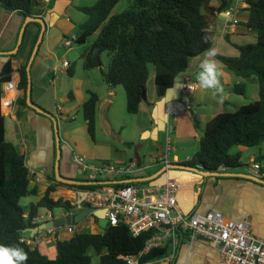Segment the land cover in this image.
I'll list each match as a JSON object with an SVG mask.
<instances>
[{"label":"trees","instance_id":"obj_1","mask_svg":"<svg viewBox=\"0 0 264 264\" xmlns=\"http://www.w3.org/2000/svg\"><path fill=\"white\" fill-rule=\"evenodd\" d=\"M120 1L97 0L94 6L81 8L89 16V21L82 26L77 44H85L89 37L97 34L84 53V69L90 71L101 68L102 56L108 52L110 63L105 73L106 81L125 88L127 111L137 114L147 102L144 94L147 92L150 66L156 68L157 95L163 98L174 87L177 76L187 68V59L211 46L203 42L202 37H216L212 24L218 13L231 6V0H135L129 10L112 15ZM0 3L4 9L17 12L25 19L42 12V0H0ZM243 3L240 12L248 13L249 16L241 24L256 34L257 40L254 44L238 45L233 44L227 36V41L240 54H218L217 59L238 77H256L259 99L241 106L236 112H222L209 120L199 149L183 165H201L211 172L219 171L224 166L226 171H230L244 166L241 152L231 153V149L236 146L255 147L264 143V0H244ZM52 6L53 2L48 5L49 8ZM28 62L19 69L21 82L17 105L31 109L27 104ZM68 71L71 75L72 69ZM13 72L12 61H8L0 73V244L23 248L29 257L26 264H93L90 251L99 257L100 264H127L120 257L138 255L153 231H145L135 237L123 223L115 227L109 225L97 234L81 231L55 245V258H51L40 246L31 247L22 242L24 231L37 226L33 220L41 210L72 208L69 201L51 197L58 187L95 190L100 186L56 183L48 188L36 204L28 208L21 205L23 198L37 196L39 189L33 185L34 176L26 164L25 153L6 139L7 117L1 109L2 85L11 80ZM235 91L244 93V84L235 86ZM99 102V95L89 91V98L83 106L88 132L93 139L97 131ZM257 161H264V155ZM26 214L28 217H25ZM184 240L181 236L178 246ZM167 255L168 247L154 249L141 261L151 262Z\"/></svg>","mask_w":264,"mask_h":264},{"label":"crops","instance_id":"obj_2","mask_svg":"<svg viewBox=\"0 0 264 264\" xmlns=\"http://www.w3.org/2000/svg\"><path fill=\"white\" fill-rule=\"evenodd\" d=\"M96 0H44L40 9L44 11V20L47 30L44 33L43 41L38 49L35 60L31 68L32 76V100L33 102L56 116L61 130V157L59 161L60 173L62 176L83 180L84 175L81 169L72 161V152L75 151L85 156L91 163L95 161H114V145L110 142H103L97 139V131L93 139L88 132L87 120L85 117L80 123L71 125L72 128H65L75 119L74 116L83 111L84 103L89 98V91L95 92L100 97L97 108V120H100V129L104 130L107 138L115 140L119 145L128 144L124 134L127 129H135V142H132L133 157L128 155L129 149L123 147L121 155H118L119 164H126L135 161L142 168L132 178H146L158 171L164 165H159L157 171L144 170L147 166V158L144 151L148 143H157L161 134L170 130L176 135L178 143L186 144L193 139V147L201 140L205 129L185 128L180 122V116L174 117L173 123L167 114L166 107L171 101L181 100L182 89L187 80L197 81L191 73L177 76L175 85L163 98L149 100L143 105L136 117L134 125L132 118H124L121 121L114 120L116 87H112L105 79L94 75L95 71L83 69V55L86 47L73 49L64 46L65 39L73 35H79L81 28L89 21V16L81 8L94 6ZM53 2L52 8L48 5ZM47 6V7H45ZM227 10V9H226ZM225 11V10H224ZM217 14L212 24V29L216 32L215 46L218 54L226 56H238L239 50L234 48L227 41V36L233 44L244 45L250 41H256V34L250 32L241 23L248 20V13L240 12V24L231 26L228 24L223 12ZM25 17L17 12L4 9L0 3V53L14 51L19 40L21 29L25 22ZM41 26L37 23H29L26 26L22 44L18 53L14 55L0 54V73L8 61H12L14 72H19L21 66L25 65L36 45ZM84 49V50H83ZM87 50V49H86ZM70 56V59L68 57ZM218 67L222 64L217 59ZM72 69L69 74L68 69ZM221 69V67H219ZM96 70V69H95ZM222 70V69H221ZM223 72V71H222ZM223 79L227 82V74L223 72ZM259 95V94H258ZM20 96V93H19ZM204 89L198 88L188 97L192 107L206 101ZM148 101V99H147ZM218 103H216L217 105ZM60 105L61 110L57 107ZM20 112V117L18 116ZM112 114V115H111ZM187 112H184L186 116ZM214 116L209 118L211 120ZM6 119V139L16 145L26 155V164L34 176L33 185L39 189L37 202L44 196L48 188L55 184V165L57 159L56 139L53 122L32 109L16 107L14 117ZM131 122V123H130ZM133 125V126H132ZM98 127V123H97ZM202 133V134H199ZM170 134V135H171ZM27 140V148L23 147V141ZM264 144V143H263ZM263 144L255 147H247L245 152H241L243 158L250 160L244 165L259 162L264 168V161H257L264 155ZM191 146V147H192ZM119 149H116L118 151ZM115 151V152H116ZM154 155L150 157L153 162ZM192 158L186 156L179 161L188 162ZM177 160V161H178ZM172 163L171 164H182ZM47 169L46 178L41 183L37 182L35 174ZM181 170V169H178ZM226 172H235L233 170ZM245 174L242 170L241 172ZM167 176L181 182V190L178 194V205L180 210L189 215L194 212L206 214L210 211H218L232 220L248 221L255 235L264 238V185L248 179L238 177H205L199 173L181 170H168L158 179L150 182H138L141 185L162 184ZM66 185V184H65ZM68 187H58L57 194H66ZM36 204V203H35ZM27 215V214H26ZM177 249V254L173 264H218V251L204 241H189L185 238ZM44 252L50 251V246H41ZM172 264V263H171Z\"/></svg>","mask_w":264,"mask_h":264},{"label":"built area","instance_id":"obj_3","mask_svg":"<svg viewBox=\"0 0 264 264\" xmlns=\"http://www.w3.org/2000/svg\"><path fill=\"white\" fill-rule=\"evenodd\" d=\"M244 0H231V6L223 12L228 24L237 26L240 24L239 13L243 8ZM42 2L46 5L44 0ZM46 7V6H45ZM44 16V13L38 15ZM78 39L74 35L65 39L64 46L69 48ZM21 74L14 72L10 81L3 83V97L1 100L2 113L6 117H14L19 98V84ZM198 84L186 81L182 89L181 100L171 101L167 104L166 111L169 116L177 117L182 112L193 109L188 97L196 91ZM60 111V105L57 107ZM171 131H167L170 140ZM23 147L27 148V140L23 141ZM170 147L167 153L153 158V163L143 169L149 170L154 165L168 166ZM73 163L81 169L84 178L89 182L116 181L135 176L142 168L137 162L115 165L111 163H91L85 156L73 151ZM157 163V164H154ZM202 169L203 166L197 165ZM245 174L264 180V168L259 162L246 164L242 167ZM220 172L226 168L221 166ZM47 169L35 174L37 182L41 183L46 178ZM103 184L95 190H81L75 187L67 188L65 195L54 194L55 199L62 198L69 201L72 208L65 210V217L76 215L87 207L104 209L109 225L115 227L123 223L130 232L138 237L145 231H153L147 240L144 249L134 256L120 257L127 264H171L175 259L180 237L193 242L204 241L212 245L219 254L218 264H264V238L254 234L248 221L232 220L218 211H210L206 214L194 212L183 213L178 205V194L181 190V182L167 176L162 184H150L143 186L139 183ZM55 217L50 212L39 216L36 222L52 220ZM93 219L95 227L98 226L92 215L80 224L65 225L63 227L50 228L42 231L33 238H23L22 242L30 246L55 245L60 241L69 239L78 230ZM96 224V225H95ZM88 225V224H87ZM99 227V226H98ZM96 233V232H94ZM68 236V238H66ZM169 248V255L151 262H142L143 256L154 249Z\"/></svg>","mask_w":264,"mask_h":264},{"label":"rangeland","instance_id":"obj_4","mask_svg":"<svg viewBox=\"0 0 264 264\" xmlns=\"http://www.w3.org/2000/svg\"><path fill=\"white\" fill-rule=\"evenodd\" d=\"M97 0L95 1L94 5L96 4ZM135 0H121L113 9L112 11V15L115 14H120L126 10H129L133 4H134ZM97 34L89 37L86 41L85 44H77L75 43L73 45V49H79V48H83L86 47L85 50L83 52L86 51V49L93 43V41L96 39ZM256 41H250L249 44H254ZM69 60L70 56L68 57ZM83 65H84V55H83ZM102 67L101 68H97L96 70L94 69V75L100 77V79H105V73L107 72L108 68H109V63H110V54L108 52L104 53L102 56ZM221 67V71H223L225 74H227V82H225L226 80L223 79V77H221V83L223 85V99L220 98V95H218L215 90L213 89H204L205 93H206V101L201 102L200 104H194V109H192L191 111H189L186 116L184 115V112H182L178 117L180 118V122L182 124H184L185 128H190L192 127V129H205L206 128V124H207V120L209 118H211L212 116H216L219 113L222 112H236L241 106L249 104L251 102H255L256 100L259 99V95H258V91H259V84L256 80V77L253 79H245V78H241L238 77L235 73H233L232 71L228 70L227 68H225V66L223 64H220ZM84 69V66H83ZM155 75H156V68L154 65L150 66V75H149V80L147 81V99L148 101L145 102L143 105H146V103H149V100L152 99H156L158 97L157 95V90H156V86H155ZM238 84H244L245 86V92L244 93H238L237 91H235V86H237ZM112 87H116L117 89V93L115 95V112H114V120H119L121 121L124 118H132V122L134 125L135 119L136 117H138V115L136 114H129L127 111V97H126V91L125 88L122 85H118V86H114L112 85ZM216 103H218L216 105ZM142 105V106H143ZM112 115V114H111ZM75 119L71 120L69 119V121L67 122H71L69 124L66 125V129L67 128H72L71 125L76 124V123H80L83 121L84 118V114L83 111H80L79 113H77L74 116ZM8 119V123L9 125H11V121L9 118ZM100 118L98 117L97 123H98V127H97V139L101 140L103 142H107L110 141L113 145H114V153H115V159L114 161H109V160H103V161H95V164H103V163H111V164H115V165H120L118 162V155H121V149L123 151V147H126L127 149H129V153L128 155L130 156V158L133 157V152L130 148H132L133 145L132 142H135V129H127V131L125 132L124 136L125 138H127L128 140V144H124V145H119L115 140H111L110 138H107L106 135L104 134V130L100 129ZM174 117L170 116V121L171 123H173ZM131 123V122H130ZM132 125V126H133ZM59 130H60V126H59ZM202 133H204L202 131ZM199 132V134H202ZM60 137H61V130H60ZM193 139H190L189 141H187V145L183 144L181 145L180 143H178V140L176 139V135L175 134H171L170 135V140L168 139L167 135L165 132H163L161 134L160 140L157 143H148L147 148L145 149V153L144 155L147 158V164H152L153 162H150V157L154 156V155H158V154H166L167 153V146L170 147V151L168 153V160L172 163H183L184 161H179L178 159H185L186 156H190L191 158L194 157L195 153L197 152V150L199 149V142L196 144L195 147H193ZM192 144V145H191ZM192 146V147H191ZM264 147V144H263ZM116 149H119L118 151H116ZM248 148L247 147H243V146H236L233 149H231V153H237V152H245ZM116 151V152H115ZM158 157V156H155ZM153 157V158H155ZM178 160V161H177ZM250 160V158L245 159L243 158L242 162L246 163ZM122 164V163H121ZM157 164V163H154ZM160 168L159 165H154L153 167L150 168V172L151 171H158ZM243 169L242 167L240 168H235L233 169V171L235 172H241ZM174 171H181L178 169H172L171 172ZM143 186H146V184H144ZM60 194L63 193V191L59 190ZM64 195V194H62ZM21 205L28 208L30 207L31 204H35L37 203V196L35 195H31L28 196L26 198H23L21 200ZM41 213L46 214L45 210H42ZM53 216L54 217H61L64 213L65 210L64 208H55L53 211ZM94 221L93 219H91V221H89L84 227H82L80 230H78V232L81 231H89V232H96V233H100L101 229L97 226L95 227L94 224H92ZM96 225V224H95ZM31 237V234L29 235ZM73 235L69 236L72 237ZM68 238V236L66 237ZM44 246V245H41ZM51 258H55L56 256V250H55V245L50 246V251L47 253ZM90 254L93 255V264H100V259L99 257L94 254L93 251H90Z\"/></svg>","mask_w":264,"mask_h":264},{"label":"water","instance_id":"obj_5","mask_svg":"<svg viewBox=\"0 0 264 264\" xmlns=\"http://www.w3.org/2000/svg\"><path fill=\"white\" fill-rule=\"evenodd\" d=\"M29 23H37L41 26V31L38 37V41L35 45L34 51L29 59L28 65H27V73H28V90H27V104L28 106L33 109L34 111H36L37 113L48 117L49 119H51V121L53 122V128H54V132H55V139H56V150H57V159H56V165H55V175H56V179L59 183H63L66 185H75V186H81V185H103V184H115V185H119V184H130V183H138V182H150L153 180L158 179L163 173L167 172L168 170H172V169H181V170H189V171H193L196 173H199L205 177H209V176H217V177H238V178H244V179H248L251 180L253 182H257L259 184L264 185V180L255 178L251 175L248 174H242V173H235V172H220V171H216V172H211V171H207L204 168L203 169H199L197 167H191V166H187V165H182V164H170L168 166H164L160 171H158L157 173L146 177V178H129V179H122V180H117V181H104V182H86V181H79V180H73V179H68L64 176L61 175L60 173V165H59V161H60V157H61V149H60V144H61V137H60V130H59V122L56 116L52 115L51 113L47 112L46 110H44L43 108L37 106L33 100H32V76H31V68H32V64L35 60L36 54L38 52V49L43 41V36L44 33L47 30V26H46V22L42 17H37V16H29L26 18L24 25L21 29L20 35H19V40H18V44L15 48L14 51H10V52H5V53H0V54H5V55H14L16 53H18V50L22 44V40H23V36H24V32L26 29V26ZM144 99L147 100V95L144 94ZM89 215H93L96 219H97V223L99 225V227L101 228L102 231H104L108 226H109V222L108 219L106 218V211L104 209H96L94 207H87L86 209H84L83 211H81L80 213H78L77 215H71L68 217H59L56 218L52 221H47L45 223H42L34 228H28L24 231V233H30L32 237H34L35 234H38L40 232H42L43 230L49 229V228H56V227H62L64 225L67 224H78L83 222Z\"/></svg>","mask_w":264,"mask_h":264},{"label":"clouds","instance_id":"obj_6","mask_svg":"<svg viewBox=\"0 0 264 264\" xmlns=\"http://www.w3.org/2000/svg\"><path fill=\"white\" fill-rule=\"evenodd\" d=\"M47 7V6H46ZM45 10H42L41 13H44ZM40 13V14H41ZM38 14V15H40ZM38 15H35L37 17H40ZM44 17V16H43ZM42 17V18H43ZM44 19V18H43ZM74 36V35H73ZM78 36V35H77ZM70 38V37H69ZM68 39V38H67ZM203 42L205 43H209L211 46L206 48L204 51H202L201 53L197 54L194 57H189L187 59V68L185 70L182 71V75L183 74H188L191 73L195 76V79L198 83L199 88L201 89H213L215 90V92L220 95V98L223 99V85L221 83V77L223 76V72L219 69L218 67V63L216 60V57L218 55L217 52V48L215 46V41H216V37L215 36H209V35H205L202 37ZM77 43V41H76ZM75 44V43H74ZM73 44V45H74ZM72 45V46H73ZM67 48V47H66ZM70 48V47H69ZM20 72V71H19ZM14 73V72H13ZM12 73V75H13ZM21 74V73H20ZM194 109V107H193ZM188 113V112H187ZM197 167V166H196ZM198 168V167H197ZM200 169V168H199ZM203 169V168H202ZM226 172V171H225ZM132 178V177H129ZM129 178H125V179H129ZM122 180V179H120ZM117 181V180H116ZM86 182H89L86 180ZM59 183L58 181H55V184ZM63 184V183H62ZM131 184V183H130ZM120 185V184H119ZM71 186H75V185H71ZM99 186V185H98ZM71 188V187H68ZM57 192V190H56ZM54 194L55 192L51 193V197L53 199L54 198ZM86 209V208H85ZM66 210V209H64ZM84 210V209H83ZM82 210V211H83ZM42 211V210H41ZM46 214L48 213H52V211H48L45 210ZM81 212V211H80ZM79 212V213H80ZM40 212V214L37 216H42V215H46ZM53 214V213H52ZM78 214V213H77ZM76 214V215H77ZM64 216V215H62ZM61 216V217H62ZM90 216V215H89ZM93 216V215H92ZM25 217H28V214L25 215ZM35 217L33 220V223L40 225L42 223H45L47 221H52L56 218L59 217H55L52 220H45L43 222H36L35 219L37 218ZM65 217V216H64ZM94 217V216H93ZM88 218V217H87ZM86 218V219H87ZM85 219V220H86ZM96 219V218H95ZM84 220V221H85ZM83 221V222H84ZM97 221V219H96ZM81 222V223H83ZM80 224V223H78ZM98 224V223H97ZM69 225V224H68ZM65 226V225H64ZM99 226V225H98ZM63 227V226H62ZM100 228V227H99ZM50 229V228H49ZM101 229V228H100ZM44 231V230H43ZM102 231V230H101ZM41 233V232H40ZM78 233V232H77ZM25 236L23 238H33L32 236L30 237V233H24ZM39 234V233H38ZM97 234V233H94ZM37 234H35L34 236H36ZM73 237V236H72ZM22 238V239H23ZM71 238V237H70ZM69 238V239H70ZM67 240V239H66ZM27 244V243H26ZM56 245V244H55ZM30 246V245H29ZM44 246H52V245H44ZM33 247V246H31ZM41 247V245H40ZM29 259L27 252L23 249L20 248L18 246H6V245H2L0 244V264H26L27 260Z\"/></svg>","mask_w":264,"mask_h":264},{"label":"flooded vegetation","instance_id":"obj_7","mask_svg":"<svg viewBox=\"0 0 264 264\" xmlns=\"http://www.w3.org/2000/svg\"><path fill=\"white\" fill-rule=\"evenodd\" d=\"M80 181H86V179L84 178L83 180H80Z\"/></svg>","mask_w":264,"mask_h":264}]
</instances>
